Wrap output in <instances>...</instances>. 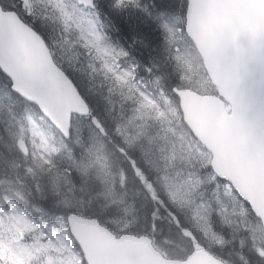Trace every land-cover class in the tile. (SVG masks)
Listing matches in <instances>:
<instances>
[{"label":"rangeland","instance_id":"1","mask_svg":"<svg viewBox=\"0 0 264 264\" xmlns=\"http://www.w3.org/2000/svg\"><path fill=\"white\" fill-rule=\"evenodd\" d=\"M38 1L51 3L57 0ZM61 14L63 22L65 20L72 34L82 41L84 46L93 43L97 33L94 24L88 18L82 19L73 15L66 17L65 12ZM47 21L49 22L47 25L49 35L53 36L54 32L56 35L61 17L56 19V22L50 19ZM170 51L183 70L186 67V61L198 59V55L192 46L171 49ZM109 72L104 70L98 74L103 76ZM186 73L190 82H193L191 86L198 89L207 87L204 75H197L190 79L188 71ZM115 76L120 82L126 80L125 76ZM183 79L185 78L183 77ZM126 94L130 95V98L122 104L127 112H125V120L121 121V130L129 134L124 135V137L133 146L134 150H138V159L147 164L149 170H151L152 180L156 179V186L165 199L170 204L174 203L179 206L180 212L184 213L185 218L188 220L187 225L193 230L199 241L204 242L206 238L209 240L208 242L224 243V232L232 233V230L227 229L224 224V216L231 221L241 219L243 215L240 210H244L248 214L244 205L227 183L217 180L210 168V154L204 148L194 147L189 143V140L183 134V131H185L193 138L188 130L181 129L175 123L173 124L174 127L170 129V117L164 111L170 107L171 103L163 92L159 81L153 80L152 87L138 82L136 89L127 87ZM105 112L108 115L111 110L105 108ZM157 125L161 127L160 132H154ZM166 133H170L171 138ZM173 136L176 137L175 141H173ZM142 141L145 143H142ZM10 145L4 149H10ZM42 145H39L36 155L44 158V152H47V149L45 146L41 149ZM165 145H168V147L164 148ZM129 156H126L127 161ZM1 157L5 158L3 155ZM122 160L123 158L116 154L113 162L107 153V148L102 147L93 154L90 162L100 175L97 180L101 181L102 195L107 201H112L114 205L126 207L124 211H120V209L118 211L128 214L126 223H132L130 218L133 214L130 210L135 208L133 204H130L132 199H128L129 193L125 191L126 187L123 188L122 178L118 171ZM46 175L48 174L44 172L43 176ZM83 176L84 179L95 177L91 173ZM12 182L15 183V181ZM200 194L201 197H199ZM154 195L152 198H154ZM73 202L76 203L74 200ZM215 206L218 207V210L214 215H211ZM232 211H234L233 214ZM165 216L171 222L167 213H165ZM19 219V223L17 220L14 224L13 233L15 235H17L18 230L24 232V228H26L22 217ZM161 220L162 217L155 219L150 223V226L148 225L149 227H143L142 231L145 232L146 229L152 231L158 227V222L161 226ZM242 222L245 223V220L242 219ZM249 231L253 241L260 243L261 250H264V231L262 228L252 224ZM14 238L15 236L12 235L5 244L2 243L3 248H6L11 256V263H13V258L21 259L24 256L26 258L30 256V252L27 253L26 249L20 245L19 238L17 236ZM22 260L23 263L21 264H24L25 261L24 259L20 261Z\"/></svg>","mask_w":264,"mask_h":264},{"label":"trees","instance_id":"2","mask_svg":"<svg viewBox=\"0 0 264 264\" xmlns=\"http://www.w3.org/2000/svg\"><path fill=\"white\" fill-rule=\"evenodd\" d=\"M1 1L6 8L18 9L20 7V0ZM142 1L144 8L143 10L140 9V11L132 9L120 10L115 0L109 1L110 3L108 4L105 3L102 10L109 18L116 37L127 45V52L131 57L136 59L138 65L142 68L141 75L147 77L155 76L164 89L168 91L175 87H187L183 84L181 78L184 70L174 59L172 52L166 47L168 37L166 36V31H164L173 25L175 18L179 19L183 16L186 9V0ZM194 64V69L198 71L199 67L197 63L195 62ZM22 107L25 106L22 105ZM98 111L102 115H107L104 107L100 108L98 106ZM113 143L118 144L116 141H113ZM9 144H11L10 149H4ZM12 144H14V141L10 139L7 128L5 125L0 126V152L4 150L2 155L9 157H0V171L8 179H13L12 181L22 180L25 190L29 192V185L24 181L23 177L13 171L15 165H13L9 155L12 151ZM124 149L126 150V147ZM131 153L130 159L133 160V165L130 162H123L120 166V169L126 175V186L130 191L129 195L135 199L134 205L136 209L130 210L133 214L131 218L137 216L142 222V227H147L148 225L150 226L152 216L160 213L158 210L165 211L171 222L168 221L165 212L160 215L162 217V225L160 226V222H158V230L153 236L156 246L170 258L189 255L193 251V244L181 234L180 227L176 226L172 216L178 217L180 226H184L186 220L182 216L177 215L175 211H171L173 213L171 215L168 209L165 207L161 208L159 204L153 203L150 200L149 191L146 190L147 187L142 185L141 180L136 176L135 169L138 168L142 172L144 170L147 173V179L150 181H152L151 172L138 161L136 150L133 149ZM117 155L123 158L120 151ZM11 156L13 160L16 158L12 153ZM78 180L80 183L74 190L77 194L73 196V200L76 201L78 208L88 214L98 215L96 216L98 219L102 217L107 220H113L115 217L111 216L114 214V207L109 206L110 204H105L104 200L99 196V182L94 179H90L89 181L84 180L79 175ZM140 193L143 194V197ZM31 201L35 203L33 199ZM68 212V210H65L66 214ZM224 237L225 243L223 247L215 248L214 250L217 254L224 256V259L228 260L231 264H261L259 253L249 243L251 237L248 232L235 233L232 231L230 234L224 232Z\"/></svg>","mask_w":264,"mask_h":264},{"label":"bare ground","instance_id":"3","mask_svg":"<svg viewBox=\"0 0 264 264\" xmlns=\"http://www.w3.org/2000/svg\"><path fill=\"white\" fill-rule=\"evenodd\" d=\"M204 5L202 4H193L189 12L192 13H199L202 10H204ZM154 18V16H153ZM152 20V19H151ZM165 22V21H164ZM194 51L198 55V58L201 57L202 55V50L201 48L192 45ZM169 51L171 49H168ZM218 58V54L215 53L212 55L209 67H213V64L215 60ZM187 69L185 67L183 75H181L182 82L185 86L183 88H172L170 91L165 90L163 85L162 90L163 92L167 95H173L177 99L181 101V103L185 106H187L191 112L196 113L199 108H201L204 104L203 102V97L208 96V97H213L215 94V87L216 89L219 90L221 93V96L223 99L225 98L226 101L231 96H238L235 93V90L233 89V82L229 79H224V74H217L213 71L208 72L207 74L204 75L206 81H207V86L205 89H198L196 87H193L189 84L188 76L186 75ZM183 77L185 79H183ZM154 80L159 81L157 78ZM160 82V81H159ZM242 89V84L238 85ZM25 108V107H23ZM254 109L257 112H261L264 109V96L263 97H251V98H245L241 100L239 105L236 107H229L227 104H223L221 108L218 111V114L220 115L219 120H212V121H206L204 120L201 123H198L195 127L194 131H189L188 132L192 135L194 139H196L199 143L203 142L206 144V147L204 149L210 154L211 157V162H210V168L215 175V177L218 178L220 177V174L222 172V168L218 165L217 162V155L211 151L212 146L217 145L219 143H223L221 140L211 136V137H206L208 134L213 133L217 130L224 131V117H229V116H236L238 118L244 119L245 114L248 110ZM261 121L264 122V115L261 116ZM4 126V125H3ZM7 128L8 133L11 132V126L5 125ZM11 127V128H9ZM13 129V128H12ZM257 135L264 137V129L259 128L257 130ZM131 145V144H130ZM119 145L117 144L116 147ZM126 150L123 148L120 152L121 155L123 156V160L121 165L126 162H130L131 165H133V160L130 159V156L127 159V155H131L132 150L134 149L133 146H125ZM138 154V150H136ZM250 151L252 155V161L250 163L251 170L248 174V178H250L253 181V187L252 188H247L243 185L244 178L243 177H238V178H221L219 181L227 183L233 190V192L236 194L238 197L239 201L244 205L245 209L248 212V216L252 218V224L257 227H261L262 230L264 231V142L261 141H256L254 144L250 146ZM4 150L0 152V157L3 154ZM119 153V152H118ZM140 163H142L140 160H138ZM145 168L149 170V167L147 164L142 163ZM142 166V167H143ZM118 171L120 172V176L122 178V184L123 188H125V191L128 193L130 192L126 186V175L123 170L118 168ZM151 172V170H149ZM136 176L141 180L142 185L146 186L149 191V197L151 198L153 203L159 204V206L165 207L168 209V212L173 215L171 211H175V213L179 216H182L184 220H186L184 223V226L179 225L178 217L172 216L174 219V222L176 226L179 228H189L187 225V219L185 218L184 213L180 212L179 208L177 207L176 209H172L170 207V203L165 199V197L162 195L161 191L159 188L156 186V179L152 180V174H151V180L147 179V173L143 170H139L138 168L135 169ZM80 178L84 179L83 175H80ZM20 177V176H19ZM144 177V178H143ZM94 179L97 182H99V196L101 197L102 200H104L105 204H110L109 206L114 207V214L111 217H124L128 219V214H125L124 212H119L124 211L126 207H119L117 205H114L112 201H107V199L102 195V190H101V181L97 180L96 177H90L88 179L84 180H90ZM257 179H261L258 181ZM13 180V179H12ZM145 183V184H144ZM141 196L143 197V194L140 193ZM154 195V198L153 197ZM128 199H132L130 204L134 205L135 199L131 195H129ZM145 199V198H142ZM32 203V201H31ZM169 203V204H168ZM122 204V203H121ZM134 208L136 209V206L134 205ZM119 212V213H118ZM69 213V212H68ZM67 213V214H68ZM253 215V217H252ZM215 219H217L215 216H213ZM190 229V228H189ZM250 235V231H246ZM181 234L188 239L187 235L181 231ZM196 237V236H195ZM251 237V235H250ZM209 240L205 238L204 242L199 241V239L196 237L194 241H192L193 244V251L189 255H185L184 257H179V258H170L165 252L160 250L155 243L154 238L152 239V242L150 244V247L148 249L145 248H134L131 251V257L133 261H135V264H144L145 258L150 257V256H156L159 257L160 260L162 261V264H231L228 260L224 259V256L217 254L214 250L215 248L223 247L225 243V237H224V243H212L208 242ZM250 245L252 248H256L257 252L262 249L260 246V243H256L253 241L251 238L249 241ZM98 264H116V261L111 258V257H101L98 261Z\"/></svg>","mask_w":264,"mask_h":264},{"label":"water","instance_id":"4","mask_svg":"<svg viewBox=\"0 0 264 264\" xmlns=\"http://www.w3.org/2000/svg\"><path fill=\"white\" fill-rule=\"evenodd\" d=\"M251 4L252 3L250 2V0H242L240 11L238 12V18H236V25L245 26L251 20V13L249 10V6ZM17 23L18 20L14 14L0 12V57L5 56L8 52L12 51L13 47H11L6 40H11V38L8 37V33L10 30H12L14 25H17ZM233 42L234 41L231 40L228 41V50H226L224 62H227L229 60L228 55L234 52L232 46ZM260 48H264V23L260 24L254 33L245 38V43L243 47H241V49L249 52H253ZM257 54L261 55L262 52L258 51ZM18 64L19 63L15 65L18 74L14 75V78L19 86L18 92L29 100L40 104L41 110L46 114L56 110V98L58 93L56 89L50 86L48 81H46V78H48V74H45V76H41V74L38 73L37 69L33 71V69L28 65L27 62H22V64H20L19 66ZM45 69L47 71L46 67ZM66 91L69 92L68 90ZM60 118H62V114L55 113L54 115H52L53 122L56 125L60 124ZM239 164L240 165H234L231 163V165H234L236 168L250 165L248 162L246 164H244L243 162H239ZM245 174L246 172L238 173L237 177H245ZM100 244L102 245V247L113 246V248L118 252H126L127 250L126 247L124 248L123 246L118 245L114 238L108 235L102 236L100 238ZM148 264H162V261L160 259H154L151 260Z\"/></svg>","mask_w":264,"mask_h":264},{"label":"snow or ice","instance_id":"5","mask_svg":"<svg viewBox=\"0 0 264 264\" xmlns=\"http://www.w3.org/2000/svg\"><path fill=\"white\" fill-rule=\"evenodd\" d=\"M122 2V0H121ZM21 6L23 7L24 6V0H21ZM3 11H7V9H4L2 5H0V12H3ZM29 15H31V13H28ZM126 55V53H125ZM67 135H71V127L68 129V132L66 133ZM259 256L261 258V264H264V250H260L259 251Z\"/></svg>","mask_w":264,"mask_h":264}]
</instances>
